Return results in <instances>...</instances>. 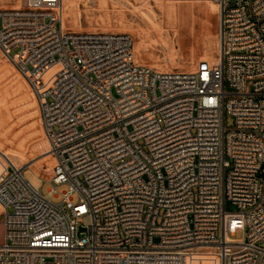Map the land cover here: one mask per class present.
Listing matches in <instances>:
<instances>
[{
	"label": "built area",
	"instance_id": "obj_1",
	"mask_svg": "<svg viewBox=\"0 0 264 264\" xmlns=\"http://www.w3.org/2000/svg\"><path fill=\"white\" fill-rule=\"evenodd\" d=\"M23 1L0 10V53L54 165L0 180V264H264V0H208L219 51L188 73L138 63L128 35L69 31L62 0Z\"/></svg>",
	"mask_w": 264,
	"mask_h": 264
},
{
	"label": "rangeland",
	"instance_id": "obj_2",
	"mask_svg": "<svg viewBox=\"0 0 264 264\" xmlns=\"http://www.w3.org/2000/svg\"><path fill=\"white\" fill-rule=\"evenodd\" d=\"M23 4V0H0V10H20ZM188 5L193 6L190 13L177 11L176 16H171L166 12V6ZM203 6L210 8V18L200 10ZM217 9L208 0L189 4L174 0H62L63 27L69 31L128 35L138 63L160 71L186 73L201 58L215 60L220 19ZM226 90L230 91L227 86ZM224 125L232 129L233 118L225 115ZM47 151L36 98L26 80L0 53V180L20 167L48 180L54 162L47 157ZM24 178L34 188H41V182L29 171H24ZM47 188L42 186L43 194ZM65 190L66 187L58 189ZM225 210L238 211L229 202ZM243 235L237 231L232 239L241 240ZM188 264L217 263L213 258L198 257Z\"/></svg>",
	"mask_w": 264,
	"mask_h": 264
},
{
	"label": "bare ground",
	"instance_id": "obj_3",
	"mask_svg": "<svg viewBox=\"0 0 264 264\" xmlns=\"http://www.w3.org/2000/svg\"><path fill=\"white\" fill-rule=\"evenodd\" d=\"M200 1V0H199ZM183 3H190V2H183ZM193 10V6H190V5H188V6H180V7H178V8H174L173 6H166V12L168 13V15H173V16H176V12L177 11H186L187 13H190L191 11ZM200 10L201 11H203L204 12V14L208 17V18H210V16H211V11H210V8H208L207 6H203V7H201L200 8ZM212 10V9H211ZM218 10V12H220V10H219V8L217 9ZM164 11V10H163ZM169 21V20H168ZM218 47H217V54H218V51H219V39H218V45H217ZM40 126V125H39ZM40 130V129H39ZM47 157H49V158H52L51 156H49V155H47ZM53 160V159H52ZM53 162H54V160H53Z\"/></svg>",
	"mask_w": 264,
	"mask_h": 264
}]
</instances>
